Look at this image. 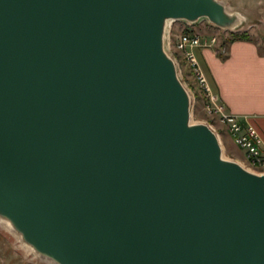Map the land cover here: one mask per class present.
I'll list each match as a JSON object with an SVG mask.
<instances>
[{"label":"water","instance_id":"water-1","mask_svg":"<svg viewBox=\"0 0 264 264\" xmlns=\"http://www.w3.org/2000/svg\"><path fill=\"white\" fill-rule=\"evenodd\" d=\"M222 0H0V218L57 264H264V172L228 158L165 47Z\"/></svg>","mask_w":264,"mask_h":264},{"label":"rangeland","instance_id":"rangeland-1","mask_svg":"<svg viewBox=\"0 0 264 264\" xmlns=\"http://www.w3.org/2000/svg\"><path fill=\"white\" fill-rule=\"evenodd\" d=\"M231 11H239L244 15L242 22L235 28L214 26L207 17H202L195 22L185 19H176L172 22V28L180 33L185 30H197L205 37L214 33L219 35L217 43H225L227 38L233 35L247 34L255 39L264 49V0H222ZM177 35H173L175 39ZM165 37V47L174 57L179 76L191 93L192 120L212 123L218 133L226 157L240 161L246 167L255 170L246 159H240L236 151V144L232 141V135L226 126L220 122L216 115L210 114L204 107L205 94L200 89L186 61L182 58L175 46L170 45ZM227 43V42H226ZM225 43V44H226ZM177 59V60H176ZM232 139V140H231ZM0 264H57L51 258L41 255L33 247L23 241L21 235L11 225L0 218Z\"/></svg>","mask_w":264,"mask_h":264},{"label":"crops","instance_id":"crops-1","mask_svg":"<svg viewBox=\"0 0 264 264\" xmlns=\"http://www.w3.org/2000/svg\"><path fill=\"white\" fill-rule=\"evenodd\" d=\"M213 35L219 38L217 33ZM202 37L205 40L212 36ZM222 44L216 42L198 46L197 55L227 110L247 116L257 126L264 140V52H261L260 44L253 38H236L229 44ZM220 52L227 53V56L223 57ZM236 146L238 158L246 159L245 150Z\"/></svg>","mask_w":264,"mask_h":264},{"label":"built area","instance_id":"built-area-1","mask_svg":"<svg viewBox=\"0 0 264 264\" xmlns=\"http://www.w3.org/2000/svg\"><path fill=\"white\" fill-rule=\"evenodd\" d=\"M174 20L176 19H169L165 37L168 38L167 42L180 52L190 68L191 74L204 92L205 109L210 114L216 115L220 122L226 126L235 143L245 150L246 160L254 166L255 170L264 172V140L259 129L247 116H240L227 110L225 103L214 91L197 55L196 48L198 46L215 44L218 36L212 35L210 39L204 40L202 34L197 30H185L177 34L171 26ZM173 35H177V37L173 39ZM209 124L216 130L212 123Z\"/></svg>","mask_w":264,"mask_h":264},{"label":"trees","instance_id":"trees-1","mask_svg":"<svg viewBox=\"0 0 264 264\" xmlns=\"http://www.w3.org/2000/svg\"><path fill=\"white\" fill-rule=\"evenodd\" d=\"M236 38H251L249 35L247 34H240V35H233V36H230L229 38H227V43L226 44H229V42H231L232 40L236 39ZM224 43V44H225ZM222 44V45H224ZM259 49L261 50V52H264V49H263V46L259 45ZM220 54L224 57V56H227V53H224V52H220Z\"/></svg>","mask_w":264,"mask_h":264}]
</instances>
